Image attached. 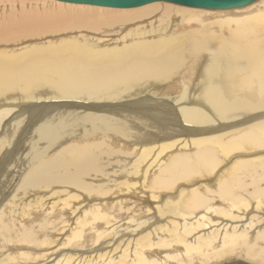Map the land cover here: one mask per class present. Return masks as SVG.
I'll return each mask as SVG.
<instances>
[{"label": "bare ground", "instance_id": "6f19581e", "mask_svg": "<svg viewBox=\"0 0 264 264\" xmlns=\"http://www.w3.org/2000/svg\"><path fill=\"white\" fill-rule=\"evenodd\" d=\"M50 1L86 32L46 44L53 7L0 46V264L264 262V0Z\"/></svg>", "mask_w": 264, "mask_h": 264}, {"label": "rangeland", "instance_id": "374dc122", "mask_svg": "<svg viewBox=\"0 0 264 264\" xmlns=\"http://www.w3.org/2000/svg\"><path fill=\"white\" fill-rule=\"evenodd\" d=\"M46 1V2H45ZM50 0H0V43H1V48L3 47L2 45H4V44H6L5 45V47H3V48H5L6 50H8L9 52H13V53H23V52H26L27 50H29L30 48H31V46H33V45H35V42H37V41H33L35 38H37V37H34V36H36V35H32V36H27V37H23V35L22 34H24L25 32V30H23V25L21 26V24H20V20H21V18H22V16H24V15H26V16H28V17H30V18H32V19H34L36 16H40V14L41 15H47L48 14V12L49 11H51L52 9H53V7H55L56 8V11L58 10V12L60 13V15H58L57 17H53V19H52V21H53V23H54V25H53V27L54 26H56L57 27V29L58 30H53V31H51V32H55L54 33V35H52L53 37H57L58 36V38H54V40H53V38H45L44 40H48L47 41V43L46 44H51V43H53V42H56V41H58V40H60V39H63V38H66L67 36H74L76 33H85L86 31L84 30V29H73V30H70V29H68V28H62L59 24H57V23H61V22H63L64 20H63V16H64V14H62V12L63 11H66V9L67 8H64V7H56V3H52L51 1L49 2ZM55 1V0H54ZM56 2H58V1H56ZM165 3V2H164ZM71 4H73V3H71ZM172 4V3H171ZM251 4V3H250ZM82 5H84V4H82ZM175 5V4H174ZM92 6V5H91ZM95 6V5H94ZM99 7H103V6H99ZM105 7V6H104ZM68 8L69 9H71V7H69L68 6ZM113 8V7H112ZM134 8V7H133ZM242 8V7H241ZM82 9V8H81ZM98 10H101V9H98ZM55 11V10H54ZM55 11V12H56ZM71 12V10H68V13H70ZM96 13H99V11H95ZM67 13V14H68ZM51 17V16H50ZM59 17V19L58 20H56V18H58ZM152 18V17H151ZM150 18V19H151ZM49 19H47V20H45L44 21V23L45 22H47ZM146 20H149V18H147ZM66 21V20H65ZM137 21V20H136ZM136 21H133V22H136ZM133 22H130L131 24L133 23ZM15 23H16V25H15ZM130 23H128L127 25L128 26H126V28H125V26H123V27H121L120 29H114V28H110L109 29V32L108 31H106V32H102V36L104 37L105 36V33H107L108 32V34H109V37L110 36H112L113 38H117V37H119L121 34H122V32L125 30V29H127V28H129L131 25H130ZM18 29V30H17ZM124 29V30H123ZM13 30V31H12ZM110 30H111V32H110ZM116 30V31H115ZM99 31V30H98ZM24 32V33H23ZM13 33H17V34H20V33H22V34H20V35H18V36H16V37H11V36H8V34H10V35H12ZM100 34H101V32H99ZM99 33H97L96 32V34H99ZM114 33V34H113ZM48 34H53V33H47V34H45V35H48ZM68 34V35H67ZM119 34V35H118ZM5 35L6 36H8V37H6V38H4L3 40H2V38L3 37H5ZM15 35V34H14ZM67 35V36H66ZM49 36V35H48ZM101 36V35H100ZM108 36V35H107ZM107 36H105V37H107ZM18 37H21L20 39H17ZM43 40V41H44ZM3 43V44H2ZM13 43V44H12ZM32 44V45H31ZM12 45V46H11ZM189 65V64H188ZM183 76V75H182ZM180 77V79H184V77ZM164 90H165V86L164 87H160V88H156V89H154V90H152L150 93H151V95H153L154 97H156V98H159V99H164V98H160V97H165V98H167V99H171V98H168L167 96H164V94H163V92H164ZM158 91V92H157ZM172 97V96H171ZM44 100V99H43ZM16 102L17 101H10V104H15L16 105ZM67 107H71V106H67ZM247 123H245L244 125H246ZM240 126H243V125H240ZM243 128V127H242ZM245 128V127H244ZM77 140L76 141H80V139H78V138H76ZM75 141V142H76ZM70 142H74L73 140H69V141H66L63 145L65 146V145H67V143H70ZM120 144V143H119ZM121 146H122V144H121ZM125 150L124 151H126V148L125 147H123ZM128 150H130V148H128ZM57 151H59V147H57V148H54V149H52L49 153H48V156H50V155H52V154H54L55 152H57ZM176 151V149L174 150V151H172V152H175ZM20 155V151H18V152H16L15 153V156L17 157V156H19ZM21 155H23V154H21ZM251 155H247V156H242L241 158H248V157H250ZM240 160H247V159H240ZM194 180H196V179H194ZM200 181V180H199ZM0 190H1V183H0ZM171 191V190H170ZM162 192V194H164V193H167L168 192V190H164V191H161ZM146 194H149V192H147V190H146ZM161 194V195H162ZM114 196H116V193L115 194H113ZM118 198H120V196L119 197H115L114 198V200L115 199H118ZM121 198L123 199L124 198V196L122 197L121 196ZM125 198H127V199H124V200H127L128 202H130V204H134L135 202L134 201H129V199L128 198H130L129 196H126ZM133 199V198H132ZM108 200H112V199H108ZM133 200H136V199H133ZM214 200H216L215 201V203L217 204H219V201H217V199L215 198ZM126 201V202H127ZM4 206V205H3ZM2 206V207H3ZM143 206V207H142ZM145 206V207H144ZM141 209H142V211L140 210L139 212H137V211H135L136 213H135V216L136 217H140L141 218V216L142 217H144V216H147L148 215V212H149V215H151L152 214V211L150 210V211H148L147 210V205L146 204H141ZM128 211H130V210H128ZM122 212H125V209L122 211ZM144 213V214H143ZM148 215V216H149ZM34 217V216H33ZM214 219H217V218H214ZM124 221V220H123ZM123 221H121V222H123ZM96 222H97V220L96 221H94L93 223L94 224H96ZM93 223L92 224H89V226H91V225H93ZM95 235L96 234H94V237H95ZM94 237L92 238V240L94 239ZM85 241H87V239L85 238ZM95 242V241H94ZM71 244H69L68 246H70ZM91 246H93V244L91 245ZM97 246V245H96ZM95 246V247H96ZM83 247H85V246H82L80 249H84ZM87 247V246H86ZM87 249V248H86ZM54 257V256H53ZM235 257H232V258H227V259H224V260H222V261H220V262H218V263H212V264H232L233 263V261L232 260H234V261H238V260H236V259H238V258H235ZM50 259H52V257L50 258ZM49 259V260H50ZM48 260V261H49ZM230 260V261H229ZM241 260V259H240ZM225 261V262H224ZM245 262L246 264H250V263H252V264H255L256 262L255 261H253V260H249V259H243L242 258V262ZM227 262V263H226ZM256 264H264V262H259V263H256Z\"/></svg>", "mask_w": 264, "mask_h": 264}, {"label": "water", "instance_id": "95a60500", "mask_svg": "<svg viewBox=\"0 0 264 264\" xmlns=\"http://www.w3.org/2000/svg\"><path fill=\"white\" fill-rule=\"evenodd\" d=\"M60 2L105 6L113 8H133L150 2H166L175 5L203 9L241 8L257 0H56Z\"/></svg>", "mask_w": 264, "mask_h": 264}]
</instances>
